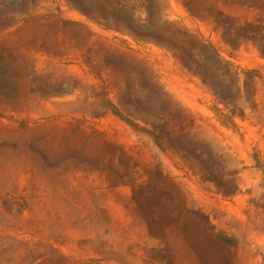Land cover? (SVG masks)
<instances>
[{"label":"rangeland","instance_id":"obj_1","mask_svg":"<svg viewBox=\"0 0 264 264\" xmlns=\"http://www.w3.org/2000/svg\"><path fill=\"white\" fill-rule=\"evenodd\" d=\"M0 264H264V0H0Z\"/></svg>","mask_w":264,"mask_h":264}]
</instances>
